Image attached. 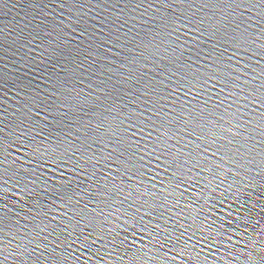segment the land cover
I'll list each match as a JSON object with an SVG mask.
<instances>
[{
  "label": "water",
  "instance_id": "95a60500",
  "mask_svg": "<svg viewBox=\"0 0 264 264\" xmlns=\"http://www.w3.org/2000/svg\"><path fill=\"white\" fill-rule=\"evenodd\" d=\"M0 264H264V0L1 28Z\"/></svg>",
  "mask_w": 264,
  "mask_h": 264
}]
</instances>
